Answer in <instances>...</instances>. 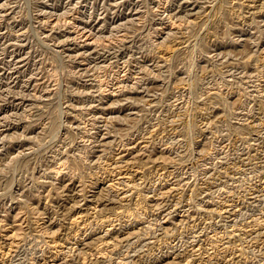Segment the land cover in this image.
I'll list each match as a JSON object with an SVG mask.
<instances>
[{"label":"rangeland","instance_id":"374dc122","mask_svg":"<svg viewBox=\"0 0 264 264\" xmlns=\"http://www.w3.org/2000/svg\"><path fill=\"white\" fill-rule=\"evenodd\" d=\"M0 264H264V0H0Z\"/></svg>","mask_w":264,"mask_h":264}]
</instances>
